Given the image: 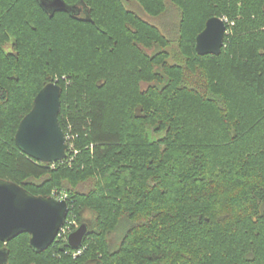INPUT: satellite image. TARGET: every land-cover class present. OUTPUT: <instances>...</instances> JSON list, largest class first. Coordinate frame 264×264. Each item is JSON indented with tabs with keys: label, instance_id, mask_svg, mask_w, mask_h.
Returning a JSON list of instances; mask_svg holds the SVG:
<instances>
[{
	"label": "trees",
	"instance_id": "16d2710c",
	"mask_svg": "<svg viewBox=\"0 0 264 264\" xmlns=\"http://www.w3.org/2000/svg\"><path fill=\"white\" fill-rule=\"evenodd\" d=\"M42 1L0 0V179L65 193L69 223L92 220L81 255L22 234L0 242L7 264H264V0H133L151 17L176 9L175 37L126 0ZM215 17L235 24L219 56H200ZM55 82L73 139L44 164L15 137Z\"/></svg>",
	"mask_w": 264,
	"mask_h": 264
},
{
	"label": "water",
	"instance_id": "95a60500",
	"mask_svg": "<svg viewBox=\"0 0 264 264\" xmlns=\"http://www.w3.org/2000/svg\"><path fill=\"white\" fill-rule=\"evenodd\" d=\"M41 6L52 13L68 12L64 0H45ZM227 26L220 18L208 20L197 37L196 50L200 56H219L225 45ZM61 87L57 83L45 86L37 95L34 106L19 125L15 142L30 158L54 164L67 159L66 134L59 122ZM69 213L67 201L56 197H37L20 185L0 179V242L7 245L22 234L30 235L31 247L44 251L51 247L64 226ZM89 226L81 224L70 233L67 241L73 250L82 248ZM9 252L0 248V264H7Z\"/></svg>",
	"mask_w": 264,
	"mask_h": 264
},
{
	"label": "rangeland",
	"instance_id": "374dc122",
	"mask_svg": "<svg viewBox=\"0 0 264 264\" xmlns=\"http://www.w3.org/2000/svg\"><path fill=\"white\" fill-rule=\"evenodd\" d=\"M127 8L131 11H134L138 15H140L145 21L149 22L150 24L160 27L168 35H171L172 37L176 36L177 30H178L179 18H178V11L174 9L173 7L169 8L168 11L160 17L149 16L143 11V9L136 2L129 3L127 5ZM226 19L229 21L230 24L232 23L231 26H234L235 23L233 21H230L227 17ZM150 53H153V51H151ZM92 185H93L92 183H88L84 186H81L79 190L83 193H87L91 189ZM84 218L86 220V222L84 223L89 226L92 220L91 213L89 211H86L84 213ZM79 227L80 225H78L77 228ZM125 228L126 226L122 225L116 233H113L111 235L112 247L115 248L119 244V241L122 237V234L124 233Z\"/></svg>",
	"mask_w": 264,
	"mask_h": 264
},
{
	"label": "built area",
	"instance_id": "2783aa9c",
	"mask_svg": "<svg viewBox=\"0 0 264 264\" xmlns=\"http://www.w3.org/2000/svg\"><path fill=\"white\" fill-rule=\"evenodd\" d=\"M221 20L224 21V23L226 24L227 26V30H226V36L229 34V26H231V24L229 23V21L226 19V18H221ZM225 46V45H224ZM64 80H66V77L63 78ZM56 83V82H55ZM70 125L68 126V130L70 129ZM66 134V133H65ZM66 139H67V144H68V148H69V145H70V141H72L73 139V136L70 134V132L68 131V134H66ZM71 147H73V145H71ZM66 160V159H65ZM62 162V161H61ZM56 164V163H54ZM53 197H56L60 200H64V201H67V194L65 193H60L59 195L58 194H54ZM69 205V204H68ZM69 211H70V207H69ZM69 214V213H68ZM68 218V217H67ZM75 226V228H73ZM78 227V224L76 222H71L69 223V220L66 219V222L64 224V226L60 229L59 233H58V236L55 240V242H57L58 240L60 239H63L64 241H67V238L69 236L70 233L74 232L76 230V228ZM68 242V241H67ZM82 248H80L79 250L76 251V253H73V256L74 257H77L79 255L82 254ZM69 251L66 252V254H68Z\"/></svg>",
	"mask_w": 264,
	"mask_h": 264
},
{
	"label": "flooded vegetation",
	"instance_id": "af4514ba",
	"mask_svg": "<svg viewBox=\"0 0 264 264\" xmlns=\"http://www.w3.org/2000/svg\"><path fill=\"white\" fill-rule=\"evenodd\" d=\"M127 1V4H129V3H131V2H134L133 0L131 1V0H126ZM129 10V9H128ZM129 11H131V10H129ZM131 12H133V13H135L134 11H131ZM136 15H138L137 13H135ZM147 14V13H146ZM139 17H141L140 15H138ZM150 16V15H149ZM142 18V17H141ZM143 19V18H142ZM221 19V18H220ZM144 20V19H143ZM145 21V20H144ZM147 22V21H146ZM149 23V22H148Z\"/></svg>",
	"mask_w": 264,
	"mask_h": 264
}]
</instances>
